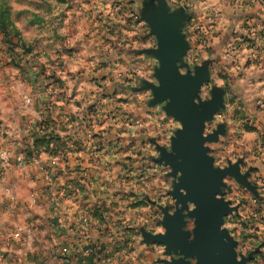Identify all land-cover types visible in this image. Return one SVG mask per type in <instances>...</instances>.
Listing matches in <instances>:
<instances>
[{"label": "clouds", "instance_id": "9594fccd", "mask_svg": "<svg viewBox=\"0 0 264 264\" xmlns=\"http://www.w3.org/2000/svg\"><path fill=\"white\" fill-rule=\"evenodd\" d=\"M149 6L175 21L230 262L264 264V0H0V264H200L163 242L197 204L165 159L185 124Z\"/></svg>", "mask_w": 264, "mask_h": 264}, {"label": "water", "instance_id": "95a60500", "mask_svg": "<svg viewBox=\"0 0 264 264\" xmlns=\"http://www.w3.org/2000/svg\"><path fill=\"white\" fill-rule=\"evenodd\" d=\"M146 16L153 19L161 36V52L165 54L163 71L158 73L162 82L159 91L163 93L162 99L171 97L172 102L168 111L185 124V131L174 141L176 157H165V159L175 171L183 173L182 180L176 186L178 200H191L197 204L196 211L191 213V216L197 219L195 240L188 243V234L181 231L186 223L184 224L182 215L177 213L175 218L167 219L168 235L163 242L168 243L170 250L180 249L185 256L199 257L200 264H231L229 250L223 245L216 227L220 208L212 201V192L218 182V174L210 170V162L205 161L198 151L197 125L201 113L191 105L194 89L191 83L179 81L172 67L170 53L172 26L175 21L158 16L152 8L147 9ZM177 158L182 162L176 163ZM180 188L187 191L186 197L180 195ZM217 251L221 252L220 257L216 256ZM180 264H183V261Z\"/></svg>", "mask_w": 264, "mask_h": 264}, {"label": "rangeland", "instance_id": "374dc122", "mask_svg": "<svg viewBox=\"0 0 264 264\" xmlns=\"http://www.w3.org/2000/svg\"><path fill=\"white\" fill-rule=\"evenodd\" d=\"M148 47H151V45H148ZM157 66H158V62H157ZM182 74H185L183 71H182ZM160 78V77H159ZM160 80H161V78H160ZM161 86H162V82H161ZM158 92H160V91H158ZM156 93V96H157V100L159 101V100H162V96H163V93L162 92H160V93ZM201 92L203 93L204 92V89L202 88L201 89ZM163 98H164V96H163ZM201 99L202 100H206L207 99V96H205V95H203L202 94V96H201ZM197 103H199V101H197ZM169 127H172V128H174V129H177V130H179V128L181 127L180 125H177L176 124V122L175 121H172V122H170V125H169ZM181 133H179L178 134V136L180 135ZM171 139V137H169V140ZM176 141V140H175ZM162 147H166V149L169 151V152H171V145H170V143L169 144H167V145H161ZM207 146V145H206ZM168 175H169V184H172V183H174L175 182V177H172L171 176V169H168ZM173 175H175V173H173ZM177 175H180L179 173L177 174ZM169 191H171V189H169ZM177 193H178V191L176 190L175 191V193H174V195H175V197L177 198ZM177 200H178V198H177ZM178 203H184V201H180V200H178ZM161 207H168L170 210H169V215H175V212H176V209H177V205H176V202H175V200H174V198L172 199V202H171V204H169L168 203V201H162L161 202ZM180 207H183L182 205L180 206ZM184 207H185V210H186V204L184 205ZM192 210H194V207L193 206H189V211H192ZM178 213H180V212H178ZM192 213V212H191ZM191 213H189V216L190 217H192L191 216ZM183 216H184V221H185V223H186V228L184 229L185 231H188V232H192L193 230H194V227H195V225H194V221H192L191 220V218L190 217H188V215H187V212H184L183 213ZM161 219H163V217L161 216ZM167 217H166V220L164 221V226L166 227V222H167ZM162 231V230H161ZM161 247H163V246H161Z\"/></svg>", "mask_w": 264, "mask_h": 264}, {"label": "crops", "instance_id": "0c3cea01", "mask_svg": "<svg viewBox=\"0 0 264 264\" xmlns=\"http://www.w3.org/2000/svg\"><path fill=\"white\" fill-rule=\"evenodd\" d=\"M150 8H151V7L149 6L148 9H150ZM73 166H75V165H73Z\"/></svg>", "mask_w": 264, "mask_h": 264}]
</instances>
